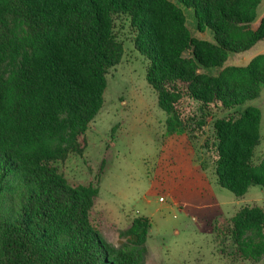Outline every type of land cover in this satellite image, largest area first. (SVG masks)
Instances as JSON below:
<instances>
[{
    "label": "trees",
    "instance_id": "16d2710c",
    "mask_svg": "<svg viewBox=\"0 0 264 264\" xmlns=\"http://www.w3.org/2000/svg\"><path fill=\"white\" fill-rule=\"evenodd\" d=\"M261 2L0 0V264L146 263L151 219L134 217L112 243L93 218L99 186L72 184L63 170L84 156L107 74L122 62L118 23L148 60L169 134H187L195 146L203 139L202 168L236 197L264 190V151L255 160L262 111L246 105L261 96L264 53L227 65L264 39ZM212 232L221 255L264 261L263 206L217 218Z\"/></svg>",
    "mask_w": 264,
    "mask_h": 264
},
{
    "label": "rangeland",
    "instance_id": "374dc122",
    "mask_svg": "<svg viewBox=\"0 0 264 264\" xmlns=\"http://www.w3.org/2000/svg\"><path fill=\"white\" fill-rule=\"evenodd\" d=\"M185 12L192 34L199 37L192 11ZM257 14L258 19L264 15V0ZM117 31L125 47L122 62L107 74L104 104L90 125L84 156H72L63 167L67 180L99 186L93 218L104 236L116 245L120 243L119 230L128 227L134 217L151 219L147 240L150 253L145 264H238L227 254H220L212 232L214 222L246 204L264 207V190L253 186L245 198H238L212 180L207 187L198 183L169 191L170 185L162 182L159 169L173 165L185 154H171L165 162L163 155L170 151L172 140L183 145L191 140L181 133L170 137L168 114L147 80L148 60L133 46L129 26L118 23ZM205 37L212 39V33L207 31ZM260 53H264V39L245 52L231 54L227 65H246ZM246 105L262 111V138L255 156L258 160L264 151V86L261 96ZM223 114L226 112L219 113ZM208 126L209 134L211 123ZM200 141L197 149L191 147L193 158L199 162L206 152L200 148L203 139ZM206 171L212 178V169Z\"/></svg>",
    "mask_w": 264,
    "mask_h": 264
},
{
    "label": "crops",
    "instance_id": "0c3cea01",
    "mask_svg": "<svg viewBox=\"0 0 264 264\" xmlns=\"http://www.w3.org/2000/svg\"><path fill=\"white\" fill-rule=\"evenodd\" d=\"M174 136L175 134H170V137H174ZM170 140L171 139H169V142ZM187 141L188 143H185L186 145L185 146L182 143L180 144H178L177 142L173 143L174 141L172 140L171 141L172 145L169 148L170 151L167 152L165 155H163L164 162H165L168 158L167 156L171 154H175V153L176 154L182 153V155L185 154V156L183 157L181 155L178 156L177 162L174 163L173 165H166L163 167L161 166L159 169L162 182L166 186L170 185L169 191H172L173 189L177 187H181L183 185L191 186V184H198V183H203L204 185H206V187L211 185L212 179L207 175V171L204 170L202 166L200 165L201 161L200 162L195 161V159L193 158L192 151L197 149L196 146L193 145L188 139ZM191 147L194 150H192ZM247 193L245 194V196L247 195ZM245 196L242 198H245ZM220 217H230V216L221 215ZM220 217H217V218H220Z\"/></svg>",
    "mask_w": 264,
    "mask_h": 264
},
{
    "label": "built area",
    "instance_id": "2783aa9c",
    "mask_svg": "<svg viewBox=\"0 0 264 264\" xmlns=\"http://www.w3.org/2000/svg\"><path fill=\"white\" fill-rule=\"evenodd\" d=\"M160 200H161V201H164V197H163V196H161V197H160Z\"/></svg>",
    "mask_w": 264,
    "mask_h": 264
}]
</instances>
